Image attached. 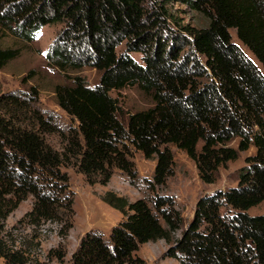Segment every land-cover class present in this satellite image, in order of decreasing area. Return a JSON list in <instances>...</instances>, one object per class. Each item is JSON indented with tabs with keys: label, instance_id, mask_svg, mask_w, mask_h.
<instances>
[{
	"label": "trees",
	"instance_id": "16d2710c",
	"mask_svg": "<svg viewBox=\"0 0 264 264\" xmlns=\"http://www.w3.org/2000/svg\"><path fill=\"white\" fill-rule=\"evenodd\" d=\"M175 2L208 23L196 27L179 20ZM56 23L63 28L47 53L49 64L65 74L92 66L100 80L92 86L76 75L56 85L58 105L76 122L66 130L40 107L36 86L0 92L3 264L29 261V251L7 229L10 215L29 197L34 201L22 218L26 224L58 222L63 236L73 227L75 192L64 167L73 166L91 186L107 185L116 171L136 183L134 151H140L156 160L148 180L155 190L174 174L170 144L195 161L206 184L241 152L254 146L255 153L238 170L237 185L198 199L186 226L171 196L131 201L107 191L101 199L123 215L110 236L92 229L70 259L61 242L49 251L50 260L140 264V246L164 240V257L181 264H264V213L249 212L264 202V71L231 33L264 69V0H0V29L25 43ZM21 51L0 46V70ZM127 87H137L153 103L122 120L111 92ZM54 134L61 136L60 149L49 142Z\"/></svg>",
	"mask_w": 264,
	"mask_h": 264
},
{
	"label": "rangeland",
	"instance_id": "374dc122",
	"mask_svg": "<svg viewBox=\"0 0 264 264\" xmlns=\"http://www.w3.org/2000/svg\"><path fill=\"white\" fill-rule=\"evenodd\" d=\"M172 12L184 23L196 27L205 26L208 20L200 13L191 10L185 4L175 2ZM63 24L56 23L42 27L32 42L25 43L9 32L0 29V46H16L21 48V54L9 62L0 70V92L3 91H27L31 86H36L39 91L40 107L47 114L54 117V121L66 130L75 126L74 119L67 114L57 103L55 87L57 84L71 82L76 75L84 76L90 85H96L100 80L101 72L92 66H85L80 70H71L62 73L53 68L47 59V53L58 37ZM234 41H236L245 52L264 71L256 57L238 39L234 29H231ZM125 45H121L118 51H123ZM132 55L142 61L141 54L133 52ZM26 82L23 81L24 78ZM112 96L118 98L119 116L126 120L128 111H137L152 105V100L143 94L137 87H127L121 91H112ZM49 142L55 148L62 146L61 136L54 134L49 136ZM235 140L230 144L237 146ZM173 151L175 166L174 174L169 177L165 186L156 187L152 190L149 181L154 174L156 160L145 159L142 152L134 151V161L138 170L136 183H131L121 171H116L107 185H89L83 174L79 173L73 166L64 167L70 178V189L75 192L74 209L75 215L73 227L67 236L60 233L61 224L48 222L39 227H33L22 220L24 214L32 208L34 199L29 197L10 215L7 220L8 233L16 238L18 247L27 249V264H55L49 258V251L64 243L68 250L67 259L78 248L81 238L90 230H100L108 238L112 227L123 219L118 210L112 208L101 199V195L107 191H115L119 195L134 201L142 197L153 198L155 194L171 196L176 207L185 219V226L194 215L198 199L207 193L216 190H226L237 185V172L246 164V157L255 153V147L241 152L237 160L229 161L220 167L217 179L212 184L204 183L199 176L198 168L193 159L187 153L180 150L176 145H169ZM202 146L199 143L198 149ZM251 214H263L264 202L249 210ZM180 233H178L179 236ZM169 244L164 240L142 244L136 253L144 261L140 264H181L179 260L172 257H164ZM0 259V264H3Z\"/></svg>",
	"mask_w": 264,
	"mask_h": 264
}]
</instances>
